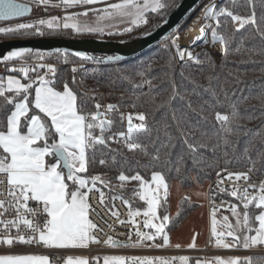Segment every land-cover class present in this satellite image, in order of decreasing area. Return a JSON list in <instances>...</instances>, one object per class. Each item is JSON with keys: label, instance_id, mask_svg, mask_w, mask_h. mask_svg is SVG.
<instances>
[{"label": "snow or ice", "instance_id": "6c2138e0", "mask_svg": "<svg viewBox=\"0 0 264 264\" xmlns=\"http://www.w3.org/2000/svg\"><path fill=\"white\" fill-rule=\"evenodd\" d=\"M32 3L47 6L50 0H32ZM101 3L106 4V7L99 11L89 8L83 12L65 15L63 18L52 17L17 23L0 27V34L43 37L57 34L61 29H70L76 35H103L105 28L116 26L103 24V21L127 19L131 24L138 26L147 23L149 13L159 15L168 7L166 0H120L112 3H107V0H59V5L54 6H63L67 11L70 8ZM247 3L251 9L250 14L242 16L229 7H218L215 0H210L202 10L205 24L200 28V34L193 44L197 41H207L208 29L210 42L213 45L219 44L223 53L227 55L228 38L218 31L221 27V17L229 18L235 31L253 25L264 38V31L257 24L254 0H247ZM30 12V7L17 3L16 0H0V21L24 17ZM89 12H96L95 21L80 18L88 17ZM163 22L167 23V20ZM236 25L238 27H235ZM125 31H131V28H126ZM150 34L149 32L145 35ZM172 45L181 61L188 59L200 62L199 57L194 56L189 49H182L177 40L174 39ZM53 55L58 59L63 58L65 63L69 62L67 49L45 53L29 47H20L0 57V62L5 64L19 62L18 68L13 64L9 71L21 72L26 81L22 82L13 75L0 77V98H3V105L11 106L5 116L6 123H0V185L6 188V191H0V196L6 197L0 199V245L11 247L16 243L24 245L38 243L53 249H78L87 248L90 243H101L95 235L98 225L90 219V214L95 212V209L89 202V196L93 191L99 192V203L103 205L104 193L97 184L110 187L111 182L103 180L101 175L87 177L81 175L89 171L90 163L96 162L94 155L89 157V151L94 154L98 148L108 147L111 141L122 143L129 151H140L147 155L146 147L138 138V133L148 131L145 113H137L135 117L132 114L125 117L121 113L120 121L124 122L126 119L127 131L113 132L115 121L110 118V114L119 110L118 105L95 103V111H90L86 103L78 102L77 93L67 82L63 83L62 89H57L55 65L26 64L29 57L34 56L37 61H43ZM71 55L81 61L102 63L104 60L110 62L119 60V57H94L79 51L72 52ZM72 72H76L75 67L72 68ZM30 73L33 75L30 76ZM140 75L143 76L144 73L141 72ZM145 83L150 85L151 81ZM91 99L94 100L95 97ZM3 110L0 108V111ZM35 110H38V113ZM30 112L32 115H29ZM40 114H43V117ZM238 117L236 103L231 105L230 114L215 113V119L221 125L227 124L231 118ZM134 119L139 123L134 124ZM188 147L192 151L197 150L195 144H189ZM153 159L159 160V156L155 155ZM98 163L107 166L110 163L117 164V161L113 155L110 160L99 159ZM249 172H228L226 177L221 178L220 185L225 179L233 178L247 182L250 180ZM217 176H221L220 171L217 172ZM117 179L121 182V187L127 181L138 182L139 190L136 194L147 205L146 210L141 213L139 208L133 209L128 200L122 199V203L128 205L129 215L133 218L132 223H135V217L142 214L145 217L144 227L154 230L151 233L136 231L139 240L152 241L162 236L164 244H168L169 238L165 228L171 218L159 211L167 204L170 194V186L164 174L153 171L149 181L139 172L127 175L120 171ZM224 191L238 200L242 207L236 204L228 205V211L235 222L224 216L220 232L216 227L217 209L213 208L212 233L216 237V245L225 249L235 246L243 250L264 246V181L259 185L249 184L248 188ZM30 202H35L37 207L30 206ZM42 213L46 216L43 222H40L37 216ZM112 215L118 218L116 212ZM13 229L15 235L12 234ZM224 236L230 237L231 241L225 243ZM107 243L112 247L128 246L118 244L111 237ZM190 247H195V244ZM181 260L182 264H187L186 257ZM0 264H51V260L48 255H0ZM65 264L90 262L83 257L68 256ZM103 264H154V262L150 259L113 256L105 257ZM159 264H170V261L160 259ZM217 264H264V259L254 262L251 257L243 259L237 257L227 261L219 259Z\"/></svg>", "mask_w": 264, "mask_h": 264}, {"label": "trees", "instance_id": "16d2710c", "mask_svg": "<svg viewBox=\"0 0 264 264\" xmlns=\"http://www.w3.org/2000/svg\"><path fill=\"white\" fill-rule=\"evenodd\" d=\"M179 1L166 0L168 7L161 14L154 15L156 24L142 34L132 35L131 39L154 30ZM254 3L257 24L264 31V2L254 0ZM217 6L229 7L242 16L249 15L251 11L247 0H220ZM190 20L173 34L183 32ZM218 31L228 38V53L225 55L221 49L223 54L220 60L211 51L202 49L196 53L199 63L193 60L179 62L172 43L168 41L173 34L158 47L126 61L89 62L70 54L68 63L55 55L49 58L66 65L57 68L55 86L60 90L63 83L67 82L77 93L78 102L85 96L73 82L70 65L84 62L87 63V71L81 79L84 89L104 91L110 104L118 105L121 109L131 107L136 113H145L147 116L148 131L138 133L147 155L140 151H129L123 144L111 141L108 147L98 148L94 154L91 151L88 153L90 158L95 156L96 162L90 163L89 171L81 175H101L103 180L111 182L110 187L97 184L104 193L107 206L111 207L115 199L123 198L134 209L145 207L136 194L138 182L127 181L121 187L117 179L120 171L127 175L139 172L149 181L153 171H160L169 185L178 181L185 188L210 182L217 175L219 166L236 169L252 165L257 173L264 172V38L253 25L235 31L227 17H221ZM45 37L80 36L60 30L57 34ZM148 80L151 81L150 85L145 83ZM138 84L142 86L136 87ZM233 103L238 105L239 117L231 118L227 124L221 125L215 119V113L230 114ZM0 108L4 109L0 111V123H6L5 116L11 106L3 105V98H0ZM87 108L95 111L92 102ZM35 111L38 113V110ZM40 115L43 117V114ZM113 120V132L123 131L124 124L119 117L114 115ZM189 144H195L197 150L192 151ZM113 155L117 164L104 166L98 163L99 159L110 160ZM155 155L159 156V160L153 159ZM184 198L180 201L177 214L171 217L169 230L177 228L197 206L195 202ZM169 211L168 199L160 212L168 214ZM251 258L254 262L264 259L262 256Z\"/></svg>", "mask_w": 264, "mask_h": 264}, {"label": "built area", "instance_id": "2783aa9c", "mask_svg": "<svg viewBox=\"0 0 264 264\" xmlns=\"http://www.w3.org/2000/svg\"><path fill=\"white\" fill-rule=\"evenodd\" d=\"M33 5V14L28 18L13 19L10 21H1L0 27H8L15 25L17 23L28 22L35 20V14L38 6ZM59 5V3H49L47 6L39 4L40 8L44 7L47 10L51 9L53 13L55 9H59L61 12H68L70 9L65 11L63 6H54ZM42 6V7H41ZM51 7V8H50ZM46 53V52H45ZM37 63L53 64L56 68L60 66H66L59 64L57 62L51 61L48 58L43 61H37L34 57L27 58L26 64L29 66L35 65ZM13 64L18 68L20 66L19 62H12L11 64H5L0 62V77L6 78L9 75L17 76L23 79V74L19 71L10 72L9 67ZM76 68V72H72V78L74 83H76L79 91L83 93L85 99H81L79 102L86 103L87 105L92 102L101 103L102 105L110 104L107 94L104 91H94L92 89H84L81 84L82 76L86 73L87 63H73L70 65V68ZM43 71V70H41ZM33 75L30 73V76ZM25 81V80H24ZM6 82V81H5ZM26 82V81H25ZM95 97V99H91ZM123 113L125 117L128 114H132L134 117L137 114L131 107L127 109H121L117 112L110 114V118L113 119L114 115H117L120 119V114ZM134 124H138L139 121L134 119ZM124 129L127 131V122L126 119L123 122ZM119 140V137H117ZM122 144V143H119ZM223 166H219V171L221 176H215L209 183L208 188V209L213 215V208H216V215L220 211H228L229 204L238 205L237 200L234 197L230 196L224 189L231 190L233 188H248L249 184L259 185L261 181H264V172L262 174L257 173L252 165H249L246 168H236V169H227L223 171ZM249 169L251 171L249 172ZM228 172H249L250 180L244 181L243 179L237 181L235 178L232 180L225 179L223 184L220 185V180L222 177H226ZM219 185V187H218ZM0 191H6L4 185H0ZM0 199H6L5 196H0ZM123 198H117L113 201L111 207L107 206L105 203L102 205L99 203V192L93 191L89 196V202L92 207L95 209V212L90 214V219L98 225V229L95 232L97 239L101 243H90L87 248H78V249H53L45 247L38 243H33L31 245H24L16 243L13 246L9 247L7 245H0V255H48L50 257L52 264H65L66 258L68 256L73 257H83L89 260L90 264H103L105 257L110 256H163L170 258H200L205 261H208L212 256H221V255H237L241 257H252V256H262L264 257V247L261 248H251L250 250H243L242 248L234 249H215L211 246L212 242L215 241L216 237L213 235L212 231L209 234V239L207 245L202 249H181V248H149V249H137L132 248L128 245V242L136 236V231H141L145 233H151L152 230L144 227L143 221L145 217L141 214L140 216L135 217V223H132L133 218L129 215L128 205L122 203ZM30 206L37 207L35 202H30ZM134 209V208H133ZM141 213L145 209H140ZM116 212L117 216H113L112 213ZM46 214H40L37 216V219L40 222H43ZM11 218V217H9ZM123 222V223H121ZM23 227V226H22ZM12 234L15 235V229H13ZM111 237L118 244L128 245L127 247L118 246L112 247L107 241Z\"/></svg>", "mask_w": 264, "mask_h": 264}, {"label": "rangeland", "instance_id": "374dc122", "mask_svg": "<svg viewBox=\"0 0 264 264\" xmlns=\"http://www.w3.org/2000/svg\"><path fill=\"white\" fill-rule=\"evenodd\" d=\"M25 2L32 3V0H23ZM220 0H215V3L217 4ZM51 3H59V0L56 1H50ZM112 2H120V0H107V3H112ZM209 2L203 3L202 6L199 8L198 12L195 14L193 18H191L190 22L188 23V26L184 29L183 32L181 33H175L169 38V42L172 43V41L175 39L177 40V43L182 49H189L194 56H196L197 51L205 49L209 50L214 55L218 60H220L221 56L223 53H221V46L219 44L213 45L210 41V30H207L206 33L208 35V40L207 41H200L197 45L194 47L188 43L185 39V34L188 28L190 27L191 23L202 14V10L204 7L208 4ZM38 6L36 14H35V20L36 19H50L52 17H61L63 18L65 15L73 14V13H78V12H83L86 9H95L97 11L102 10L104 7H106V4L101 3V4H96V5H87V6H80V7H75L71 8L68 12H61L58 8L55 9V11L52 13L51 9L47 10L46 8L42 7L40 8L39 4H36ZM51 8V7H50ZM153 15V17H151ZM154 13H149L148 14V19L146 24H140V25H133L129 22V20L124 19V20H114V21H103V24H115V27L111 28H105V34L103 35H96V34H84V35H76L74 34L70 29L68 31L72 32V36H80V37H73V38H89V37H94V38H101V39H108V38H115L114 40H127L131 39V36L134 34H142L146 30H149L152 28L156 22L157 19L154 18ZM81 19H88L90 22L95 21L96 19V12H89L88 17H80ZM34 21V20H32ZM29 22V21H28ZM61 22H63L61 20ZM126 28H131V31H125ZM62 31L65 29H61ZM111 33V34H109ZM81 36H86V37H81ZM39 37V36H37ZM33 37V38H37ZM45 37V36H43ZM9 38H14L11 37L10 35L5 36L0 34V39H9ZM178 38V39H177ZM220 49V50H218ZM175 50V48H174ZM176 52V51H175ZM223 52V51H222ZM177 55V54H176ZM220 56V57H219ZM219 57V58H218ZM49 59V58H48ZM50 60V59H49ZM189 61L188 59L183 60L182 62ZM209 183H196L192 187L185 188L183 187L178 181H174L172 183L173 187L170 188V194H169V202H170V214L172 216H175L180 208V199L183 197H189L191 201L195 202L197 204L196 208L188 215V218L191 217V221L188 222V218L186 219L185 224L183 225V233L188 235L190 233L194 234H200L201 231L203 230L204 222L207 219L211 218L209 216V211H208V206H207V201H208V188H209ZM216 217V215H215ZM221 218H223L222 215H220ZM232 222L235 221L234 217L229 216ZM219 224L222 222H218Z\"/></svg>", "mask_w": 264, "mask_h": 264}, {"label": "water", "instance_id": "95a60500", "mask_svg": "<svg viewBox=\"0 0 264 264\" xmlns=\"http://www.w3.org/2000/svg\"><path fill=\"white\" fill-rule=\"evenodd\" d=\"M205 0H180L172 12L166 17L167 23L162 22L150 35L127 40H111L101 38H65V37H37V38H9L0 39V57L14 48L29 47L37 51L55 53L56 49H67L69 54L79 51L94 57H119L120 62L132 59L152 50L167 40L179 27L189 21ZM17 3L27 5L33 14V5L23 0ZM16 18V19H20ZM1 22V21H0ZM149 33V32H148ZM78 58V57H77ZM94 62V61H89ZM104 62H110L104 60Z\"/></svg>", "mask_w": 264, "mask_h": 264}, {"label": "crops", "instance_id": "0c3cea01", "mask_svg": "<svg viewBox=\"0 0 264 264\" xmlns=\"http://www.w3.org/2000/svg\"><path fill=\"white\" fill-rule=\"evenodd\" d=\"M17 78H19V77H17ZM22 82H25V81L22 80ZM169 186H170V188L173 187L172 184H170ZM181 199H180V201H181ZM142 202L144 203V201H142ZM146 208H147V205L145 204L144 209L146 210ZM208 211H209V209H208ZM168 215L170 216V218L172 217V215L170 214V211H169ZM220 215H222L223 217L224 216H228L229 217L230 216V211L227 212V211L223 210V211H220V212L217 213L215 218H216V221H217L216 227H217V231L218 232L222 231L221 223L220 224L218 223V222H223V218H221ZM209 216L211 218L209 219V221H207V219L205 220L204 226H203V230L201 231L200 234L199 233L198 234L190 233V234L186 235V234L183 233V229L182 228H183V225L186 222V219L188 218V216H187L186 219L177 228H175L173 230H169L168 229V226L170 224V221H169L167 227L165 228V232L167 233L168 238H169V243L166 244V245L163 242V237L162 236H158L155 240H152V241H149V240L140 241L138 237H134L133 239H131L128 242V245L131 246V245L135 244L136 245L135 247H132V246L131 247L132 248H137V249H149V248L202 249V248H204L207 245L208 239H209V234L212 231L213 215H211L210 211H209ZM187 220L189 222L192 219H191V217H189ZM230 220H233V219H230ZM234 222L235 221H233V223ZM152 231H154V230H152ZM223 239H224L225 243H228V242L231 241V238L227 237V236H224ZM193 243L195 244V247H190V245H192ZM158 245H160V246L158 247ZM176 245H179V247H176ZM211 246L214 247L215 249H225L223 247H218L216 245V239H215V241L212 242ZM261 247H263V246H255L253 248H261ZM234 248H237V247L234 246L231 249H234ZM225 250H227V249H225ZM116 256H118V255H116ZM110 257H113V256H110ZM123 257H125L126 259H130V258L150 259V260H152L154 262V264H159V260L160 259L168 260V261H170V264H182L181 258H183V257H181V258H170V257H163V256H140V255H137V256H123ZM237 257H239L241 259L248 258V257L237 256V255L212 256L208 261H205V260L200 259V258H188V257H186V258H187V264H197L198 261H199V264H217V261L219 259H223V260L227 261L229 259L237 258Z\"/></svg>", "mask_w": 264, "mask_h": 264}, {"label": "bare ground", "instance_id": "6f19581e", "mask_svg": "<svg viewBox=\"0 0 264 264\" xmlns=\"http://www.w3.org/2000/svg\"><path fill=\"white\" fill-rule=\"evenodd\" d=\"M205 24V20L203 17V14H201L200 16H198L190 25V27L188 28V30L186 31L185 34V39L188 43H190L193 47L195 45H197L200 41H197L195 44H193V41L195 40V38L200 34V28ZM208 29H206L207 31ZM178 61L182 62L178 55H177Z\"/></svg>", "mask_w": 264, "mask_h": 264}]
</instances>
